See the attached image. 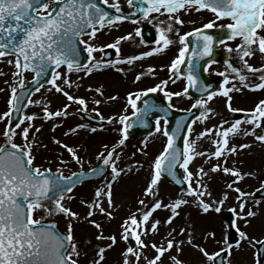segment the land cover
Wrapping results in <instances>:
<instances>
[{"label":"snow or ice","instance_id":"1","mask_svg":"<svg viewBox=\"0 0 264 264\" xmlns=\"http://www.w3.org/2000/svg\"><path fill=\"white\" fill-rule=\"evenodd\" d=\"M126 2L133 9L131 14L124 12L120 0H0V62L4 57L11 56L13 59L7 60V63L14 67L12 82L5 80L8 92L7 110L0 113V123L4 124L3 131L0 132V136L4 138V143L0 144V264H81L82 258L84 264H106L107 253L115 250L121 241L125 246L121 249L116 264H188L183 259L188 247L202 255L204 259L200 264H233V252L243 248L242 242H247L253 249L252 264H264V238L258 239L245 231L260 214L259 209L264 204V197L257 198V193L264 191V180H260L259 186L251 192L238 186L246 178L259 179V175L255 170L244 171L237 167L243 161L232 159L238 157L241 150L252 146L250 143H233V138L237 136H251L264 144V99H259L251 109H242L233 107L234 97L231 95L245 88L250 91L264 90V64L257 68L249 63L257 54L264 57V0ZM204 11L211 12L213 18L200 22L197 26V20L193 16ZM129 20L133 24H140L142 21L149 24L156 22L154 47L129 55L122 53L124 42H130L134 47L149 43L145 40L141 27L115 36L110 43H96L98 34L103 33L106 28L111 34V30L118 31L121 24ZM186 24L193 27L182 33L181 29ZM213 29L216 31H209ZM137 37L140 38L139 41ZM174 37L178 38L181 46L178 48V55L166 65L169 73L167 79H161L159 83L146 89L129 91L123 114L106 117L98 106L117 100L118 95L107 96L105 100L102 83L87 86V91L99 97L92 99L91 103L97 106L92 111L100 121L122 125L119 129L121 138L111 147L103 145L104 150L97 154V159L102 160L105 167H110V179L95 187L90 199L80 201L83 214L73 210L70 203L75 199L73 189L80 181L63 176L60 168H57V176L54 177L51 168H43L34 163V152L48 147L37 135L43 124L36 126L34 122L38 119L51 121L52 130L55 131L68 118L69 109L73 105L78 106V111L87 112L89 100L76 94L84 86L85 77L108 69L127 75L138 61L166 53L177 43ZM190 37H195V40L190 41ZM228 41L239 42L233 47ZM220 45L229 53L235 52L243 67H237L226 60V70L219 73L223 77L219 91H209L211 85L205 84L199 75L200 61L209 58L203 66V70L207 72L216 62L211 57ZM105 49L114 50L115 58L105 59L109 55ZM81 52L86 53L84 61L80 59ZM96 53L101 54L100 58H97ZM185 64L186 70L182 71L181 65ZM123 65H127V69ZM244 70L257 76L259 83L250 82ZM229 71L232 75L226 74ZM26 72L35 74L30 82L33 86L31 90L25 82ZM155 72V66L149 65L147 74L155 75ZM73 74H76L75 79L72 78ZM145 74L137 73L133 82L140 81ZM0 75L5 73L0 72ZM181 79L186 80L181 91L168 90L170 82L175 84ZM233 80H238L239 87L232 83ZM45 84L49 87L45 88ZM190 88L206 94V99L198 98L191 106L200 109V114L186 126L187 134L182 136L183 148L176 145L181 123L177 121L176 127L170 132L168 121L164 120L162 128L163 118L156 116L155 131L162 133L167 138V143L151 165L150 177L137 198L135 210H129L118 231L106 234L105 224L115 219L120 207L115 199L114 182L122 174L126 175L131 171L118 164L121 159L118 149L125 144L128 129L133 126L127 115L128 108L132 109L131 115L136 117L137 122L147 127V117L155 111L167 114L173 107V97L188 96ZM42 89L48 93L54 91L60 94L67 102L53 108L50 99L31 98ZM158 91L168 100L166 107L148 99L143 100L142 108L138 107L137 102L142 97ZM217 95L226 98L229 112H241L245 114L244 117L231 123L224 120L218 126L206 128L193 140L192 125L197 121L203 123L215 114V110L209 107V102ZM24 100L26 103L22 104ZM30 105L39 106L42 115L24 112ZM226 123L229 124L228 127H224ZM87 128L85 124H77L69 127L64 136L78 134L79 130ZM257 129H260V134ZM90 131L94 133L97 129L93 127ZM18 137L23 143L16 142ZM204 137L211 138L214 151L197 150L198 141ZM53 143L65 149L73 160L80 163L81 157L75 147L56 138H53ZM144 154L147 155V152ZM197 157H205V164L213 158L216 163L208 171L201 166L193 172L190 165ZM58 158L60 164L67 163L62 152ZM177 167L183 169L181 177L176 174ZM220 172L232 178L225 181V187L235 193L236 200V204L230 209L232 218L222 225L220 240H217L214 229H198L190 213L184 217L182 226L174 227V222L181 216L185 206L195 207L200 216L222 211L230 193L222 190L220 195H214L209 184L214 178L212 174ZM163 173L172 177L175 184L183 185L177 194L169 195L167 201L160 192ZM76 175L73 173V176ZM161 209L170 214L166 218H158L155 213ZM38 210H43L48 216L63 215L67 221L65 232L55 230L54 223L46 224L43 216L36 218ZM77 224L90 225L95 232L82 239L77 236ZM161 228L165 231L161 232ZM233 229L240 238L235 244L228 239V233ZM212 241L222 243L223 246L209 252L206 245Z\"/></svg>","mask_w":264,"mask_h":264},{"label":"rangeland","instance_id":"2","mask_svg":"<svg viewBox=\"0 0 264 264\" xmlns=\"http://www.w3.org/2000/svg\"><path fill=\"white\" fill-rule=\"evenodd\" d=\"M120 4L124 10V12H129L131 8L127 5L126 0H120ZM194 19L197 20V26L200 22H207L208 19L213 18L210 17V14H208V17H206L205 14H194ZM145 22V21H144ZM227 23V21H224ZM154 23V24H153ZM154 30L155 29V21H153ZM135 27H138V25L131 26L128 24H121L118 31L111 30V34H109V29H105L103 33L98 34L99 39L96 41L97 44L101 43H110L113 38L117 35H123L127 32L133 31ZM193 25L186 24L182 29L181 32H186L192 28ZM87 39V37L85 38ZM137 41H139V37L136 38ZM172 46L166 53H162L159 55H154L150 57L151 59L146 58L143 61H138L136 63L135 68L132 71H128L127 75H124L122 73H118L111 69V72H97L93 74L91 77H85L83 81V87H81L76 94L80 96L86 97L89 102L92 101V99L99 98L96 96V94L87 91L88 85H104L105 90V97L106 100L107 96L110 95H118V99L115 101H110L105 104H102L98 106L100 108V111L107 117L109 115H118L123 114V109L126 105L125 99L127 96V93L129 91H139L141 89H146L150 86H154L155 84L159 83L161 79H167L164 76L162 77V74L152 75L147 74V68L149 65L155 66L163 73L168 74V70L166 65L170 63L172 59L175 58L176 55H178V48L181 46L178 43ZM239 41H230L228 44L231 46H235V43H238ZM83 46V45H82ZM155 44L152 42L151 44H147L146 46L141 45L140 47H134L130 42H124L122 44V53L124 55H129L133 53H138L140 51H146L151 47H154ZM225 51L226 48L224 46H220ZM228 53L227 59L232 64H234L237 67L242 68V64L239 61V57L236 55L235 52ZM96 56L99 55V53L95 54ZM100 55L97 57L99 58ZM13 59V58H3V61L0 62V72L5 73V75H0V89H5V91H0V113L7 110V99H8V92H7V85L5 84V80H7L9 83L12 82L11 73L14 71V67L12 65H9L7 63V60ZM249 63L252 64L254 67H260L262 64H264V57H261L259 54H257L255 57L251 58L249 60ZM119 67V66H118ZM127 69V65H123ZM163 67V70L161 68ZM226 70V64H218V65H211V67L208 70V74H214V73H220L224 72ZM140 72H145L146 74L142 77V79L138 82H133L135 79V75ZM226 74L232 75L229 72ZM244 74L247 75L248 80L252 83H259V80L257 79V76L253 75L252 73L247 72L244 70ZM83 75V74H80ZM73 79L76 78V74H73ZM30 80V75L25 74V82L27 83ZM171 83V82H170ZM232 83L236 84L237 87H239L238 80H233ZM180 90L181 91L184 87L183 81L180 80ZM231 86V85H227ZM49 87L48 85L45 86V88ZM231 95L234 97L232 101L233 107L236 108H242V109H251L255 106V103L259 99H264V90L256 91V94L250 91L249 89H243L241 92H233ZM50 99L52 101V107L56 108L62 105V103H66V98L62 97L60 94L54 93H48L44 89L41 90L40 93H35V96L33 97L34 100L38 99ZM194 103V100L188 98V97H173L172 104L174 107H180L181 109L187 108L190 105ZM94 107H97L96 105L90 103L88 106V111L90 113H95L92 111ZM209 107L213 108L215 110V114L211 115V118L204 121L203 123H200L197 121L193 126V132L191 134V138L193 140L197 139V135L204 131L206 128H213V126L219 125V120L221 118H228L229 123L234 122L237 116L244 117V113L237 112L232 113L229 112L226 107V98L220 95H217L213 98L212 101L209 102ZM26 113H42L41 108L39 106L30 105L25 110ZM129 110L127 111L128 114ZM36 126H39L43 124V128L41 132H47L50 137L47 140L45 137V134H42L41 132L38 134L43 135L42 139L44 142H48V145L50 148H40L38 151H42L36 156V160L38 162H44L46 159L53 160L54 157H59L60 153H63V159L67 162L66 164H60L59 159L55 160V164H52V173L57 174L56 170L57 168H60L63 176H69L71 171L72 164L69 163L68 158L65 156V149L63 150L59 145L53 143V138L59 139L63 141L64 143H67L69 146H73L76 148L78 154L81 156L80 163H76L78 169L85 170L87 168L93 167L96 164H100L102 160L97 159V156L95 155L96 150L99 148V146L103 145L105 142H109L112 144H115L120 138L121 133L119 132L120 124H109L105 120L106 125L105 130L102 133H93L89 131L88 129H82L79 130L78 134H72L69 136H64V132L68 130L69 127H75L77 124H85L87 125L82 117L81 111H78V106L73 105L69 109V116L68 118L63 120V123L61 126L63 127L62 130H59L60 127H57L55 131L52 130V122H45L43 120H36L35 121ZM57 123H60V121H57ZM229 124H224V127H228ZM244 127H249L248 125H244ZM4 124L0 123V132L3 131ZM257 133L260 134V129H257ZM161 134L159 133L156 137L150 139L147 138L142 142L138 143H130L123 146H120V157L121 159L118 161L119 166L124 167L126 170L131 169L126 175H121V177L118 179L117 182H114V191H115V199L117 201V204L120 205V207L117 209L115 214V219L111 221V223H106V234L108 232L112 231H118L120 223L122 222L123 218H125L129 214V210L134 211L135 207L137 206L136 201L137 198L140 197L142 189L146 186L147 180L150 177V171H151V165L153 164V160L157 156V154L161 151V144L164 142L162 141ZM80 135V136H79ZM39 138H41L38 135ZM42 141V140H41ZM161 141L163 143L160 144ZM17 143H23L21 138H17ZM47 142L45 143L47 145ZM145 142L147 146L145 147ZM233 143H250L252 146L250 148H245L240 151L238 157H232V159H236L239 161H243V164H237V167H241L244 171H253L255 170L258 175L259 179L255 178H246L240 185V187L244 188L247 191H254L260 183V180H264V144H261L254 140V137H244V136H237L233 138ZM4 143L3 136H0V144ZM97 147H95V145ZM140 145V146H139ZM139 147L142 149L144 148L145 151H141ZM95 150V151H94ZM198 151H207L211 152L214 151V146L211 143L210 137H204L203 139H200L198 141ZM34 152V154H35ZM144 152H147V155L144 154ZM135 154V155H133ZM205 157H197L194 162L190 165V168L193 172H195L199 167H204L205 171H208L211 168V165L216 163V160L213 158L211 159L207 164H205ZM48 162V160H47ZM36 165H40L36 161H34ZM49 163V162H48ZM52 163V162H51ZM50 164V163H49ZM42 166V165H40ZM75 168V165L72 166ZM44 168V167H43ZM110 168V167H109ZM108 168V169H109ZM111 170V169H110ZM108 174V173H107ZM107 174L96 182H90L87 184V186H82L77 189L73 190V194L75 196V199L70 202L73 210L81 212L83 214V208L80 206V201L83 199H90L94 194L95 187L99 186L102 182L105 181V177ZM181 174L183 175V169H181ZM213 180L209 181L210 188L214 195H220L222 190H227L225 187V181H230L232 178L229 176H225L222 172L220 173H213ZM205 180H207V177H205ZM173 189V188H172ZM165 186V184L160 182V192L162 196L165 197V200L167 201V198L169 195H175L178 192L176 190H172ZM229 191V198L226 201L222 211H229L230 216L232 218V213L230 211L231 207H233L236 204L235 200V193H232ZM251 203V201H250ZM192 206L184 207V209L181 212V216L176 219L174 222V227L182 226L184 222V217L187 214H191V218L196 221L197 228L198 229H208V230H215L217 234V240H220L221 237V228L222 225L225 223V221L222 220L221 214L213 212L212 214H209L207 216H200L198 214V210L195 208H191ZM260 214L252 220V224L245 229V231L248 232L250 236L256 237V238H264V204L261 205L259 209ZM221 213V212H220ZM170 213L166 210H158V212L155 214L158 218H166ZM36 218H39L41 216L44 217V221H55L57 223V226L59 230L64 233L67 221L63 215H53L48 216L43 210H38L35 213ZM97 219H100V217H96ZM230 218V219H231ZM241 227H243V222L241 221ZM255 225V226H254ZM253 226L256 228L254 230ZM166 227V226H165ZM76 231L77 236L80 238H85L87 235H89L92 232H95V229L92 228L90 225L86 224H77L76 225ZM165 229L161 228V232H164ZM156 239H159V237H156ZM240 239V238H239ZM134 243V241H133ZM243 248L239 251L233 252V264H252V253L253 249L247 244V242H242ZM124 242L121 241L120 244L115 248V250L109 251L107 253V261L106 264H116L117 260L119 259V253L121 249L124 248ZM207 249L209 252H213L218 250L219 247L223 246L221 244H217L215 241L208 242L207 243ZM183 259L188 261V264H200V262L204 259L202 255L197 252L194 249H191L190 247L185 249V253L183 255ZM81 264H84V260L82 258Z\"/></svg>","mask_w":264,"mask_h":264},{"label":"water","instance_id":"3","mask_svg":"<svg viewBox=\"0 0 264 264\" xmlns=\"http://www.w3.org/2000/svg\"><path fill=\"white\" fill-rule=\"evenodd\" d=\"M189 40L190 41H194L195 40V37H190ZM190 48H191V44H190ZM80 59H81V61H84L85 60V54H84V52H81ZM208 59L209 58L206 57V58H204V60L200 61L201 68H200V71H199V75H200L201 79L205 82V84H210L211 85V88L209 89V91H213V90L216 89V87L218 85V79H215L213 77H210V78L207 79L204 76V74H203V66L206 64V62H207ZM211 59H213L215 61H219V60H222L223 57H222V54L219 51L214 50V53H213V56L211 57ZM181 70L182 71H185L186 70V64L182 66ZM32 87L33 86L30 84L28 86V89L31 90ZM189 94L193 95L196 98H200V97L206 96V94L197 91L195 88H190L189 89ZM197 116H198V111L196 109H192L191 111H189L187 113H177L175 115H171L170 118H166L165 116H162V117H165L168 120V128H169V131L170 132H171V129L172 128H175L176 127L177 121H179L181 123V125H182V127L179 130V134L177 136V139H176V145H177V147H179L181 149L183 148L182 136L186 134V126L188 124H190L192 122V120L195 117H197ZM131 121L133 123H138L137 120H136V117H132L131 118ZM133 129H134V126H132L131 128L128 129V135L130 137H132V138L133 137L136 138V137L140 136L141 133L142 134H145V131H146V130H144L143 132H141V131L135 132V130H133ZM177 169H178V167L175 169V171H176V174L178 176ZM81 177H83V176H76V177H73V179H78V178H81ZM162 177L168 179L172 184H174L175 186H177L179 188L183 187V185H177V184H175V181L172 179V177L168 176L167 173H163L162 174ZM230 241H233V240H230ZM218 264H219V262H218Z\"/></svg>","mask_w":264,"mask_h":264}]
</instances>
